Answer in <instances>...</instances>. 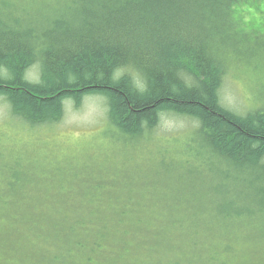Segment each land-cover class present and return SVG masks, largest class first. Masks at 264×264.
Here are the masks:
<instances>
[{"label": "trees", "instance_id": "16d2710c", "mask_svg": "<svg viewBox=\"0 0 264 264\" xmlns=\"http://www.w3.org/2000/svg\"><path fill=\"white\" fill-rule=\"evenodd\" d=\"M1 1L0 99L14 117L34 127L56 124L66 100L80 108L86 96L102 95L110 123L131 139L158 127L162 114L189 118L200 139L195 154L209 164L203 181L218 182L198 199L183 183L174 198L186 203L165 207L182 236V247L174 250H168L170 239L158 242V234L150 239L158 247L142 245L140 210L122 195L109 206L90 198L74 211L12 205L1 189L6 207L0 215L25 220L28 235L37 238L24 245L20 235L21 243L12 245L24 263L143 264L131 258L146 254L148 264H225L217 254L235 257L251 246L242 264H263L264 108L238 113L224 105L221 90L231 55L238 53L232 48L255 27L246 13L260 10L264 0ZM34 66L39 79L30 80ZM189 207L191 224L183 217ZM133 232L138 240L129 239ZM6 239L3 229L0 242ZM83 253L87 261L76 260Z\"/></svg>", "mask_w": 264, "mask_h": 264}, {"label": "rangeland", "instance_id": "374dc122", "mask_svg": "<svg viewBox=\"0 0 264 264\" xmlns=\"http://www.w3.org/2000/svg\"><path fill=\"white\" fill-rule=\"evenodd\" d=\"M259 9L252 8L251 13H246V20L255 27L242 34L239 48H232L231 51L238 49V53L231 55L221 90L224 105L238 113L264 108V2H260ZM39 75V67L34 66L27 78L37 80ZM196 128L197 122L192 119L162 114L153 131L139 139L124 137L110 123L108 102L102 95L86 96L80 108L72 100H66L60 122L34 127L14 117L9 105L0 99V193L9 192L7 202L12 205L34 204L44 209L64 205L74 211H81L84 206L80 203L86 204L90 198L98 205L109 206L115 204L113 198L122 195L125 202L138 205L145 224L142 245L158 247L150 242L158 234L163 238L158 242L172 241L168 250L179 249L182 236L176 232L173 217L166 219L165 207L186 203L183 196L179 201L174 198L183 193V183L190 186L186 193L192 190L196 199L198 193L213 192L218 187V182L203 181L209 164L195 154L200 144ZM0 207L4 214L3 201ZM183 217L188 224L193 223L194 210L189 207ZM26 224L25 220L12 221L0 215V233L4 229L7 236L0 242V264H25L12 245L21 243L20 235L26 241L24 245L37 241L36 236L28 235L32 230ZM137 237L133 232L129 239L135 241ZM244 243L243 240L236 244V248L240 249ZM144 250L151 251L146 247ZM250 250L251 246L247 255L242 252L235 257L229 254L216 257L225 264H242ZM85 254L78 258L77 255L76 260L86 262L82 258ZM131 259H142L143 264L150 260L146 254Z\"/></svg>", "mask_w": 264, "mask_h": 264}, {"label": "bare ground", "instance_id": "6f19581e", "mask_svg": "<svg viewBox=\"0 0 264 264\" xmlns=\"http://www.w3.org/2000/svg\"><path fill=\"white\" fill-rule=\"evenodd\" d=\"M28 74V73H27Z\"/></svg>", "mask_w": 264, "mask_h": 264}]
</instances>
